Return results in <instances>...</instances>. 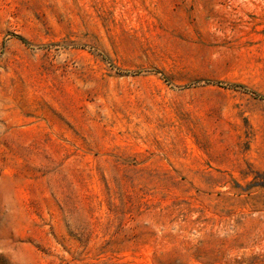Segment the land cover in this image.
<instances>
[{
    "label": "rangeland",
    "instance_id": "1",
    "mask_svg": "<svg viewBox=\"0 0 264 264\" xmlns=\"http://www.w3.org/2000/svg\"><path fill=\"white\" fill-rule=\"evenodd\" d=\"M0 264H264V0H0Z\"/></svg>",
    "mask_w": 264,
    "mask_h": 264
}]
</instances>
